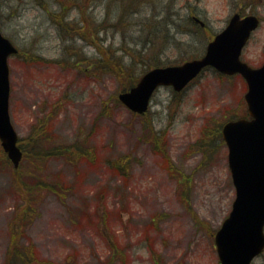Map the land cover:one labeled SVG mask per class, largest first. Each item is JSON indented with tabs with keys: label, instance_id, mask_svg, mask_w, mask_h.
Instances as JSON below:
<instances>
[{
	"label": "rangeland",
	"instance_id": "rangeland-1",
	"mask_svg": "<svg viewBox=\"0 0 264 264\" xmlns=\"http://www.w3.org/2000/svg\"><path fill=\"white\" fill-rule=\"evenodd\" d=\"M76 3L0 0L1 30L21 52L9 59L21 143L32 150L34 130L46 125L49 148L83 142L95 156L74 164L30 152L18 171L0 144V264H219L215 234L235 200L228 148L196 144L245 116L244 80L207 69L181 93L159 89L145 116L118 95L146 64L201 57L235 13L262 18L243 54L261 65L264 0H91L85 11ZM86 14L93 31L85 40L77 35ZM116 161L122 170L110 166Z\"/></svg>",
	"mask_w": 264,
	"mask_h": 264
},
{
	"label": "water",
	"instance_id": "water-1",
	"mask_svg": "<svg viewBox=\"0 0 264 264\" xmlns=\"http://www.w3.org/2000/svg\"><path fill=\"white\" fill-rule=\"evenodd\" d=\"M258 25L256 16L241 19L236 14L209 44L203 58L180 66L152 69L131 90L119 95V100L131 111L144 114L159 86L182 91L208 66L228 75L240 73L245 78L248 84L245 101L251 119L230 121L222 130L237 192L232 211L216 234L222 264H251L264 250V65L253 69L240 59L243 47ZM16 53L18 49L0 30V140L18 168L23 152L10 116L9 67V58Z\"/></svg>",
	"mask_w": 264,
	"mask_h": 264
},
{
	"label": "trees",
	"instance_id": "trees-1",
	"mask_svg": "<svg viewBox=\"0 0 264 264\" xmlns=\"http://www.w3.org/2000/svg\"><path fill=\"white\" fill-rule=\"evenodd\" d=\"M125 50H127V49H125ZM102 52L106 53V55L108 57V58H106L107 61L114 64L112 59L108 56V53L111 52L110 49L109 50L102 49ZM130 53H131V51H130ZM109 59H111V60H109ZM158 64H159L158 61H156L152 64H146V68L149 70L152 67L157 66ZM104 66H105V64H104ZM138 80L139 79H137L136 81L134 80V82L127 84L126 86H124L122 88L121 91L129 90L131 87H133L137 83ZM230 119H234V117H232ZM209 132H210V128H209ZM209 132L204 137H211V139H209V140L205 139V142H203V141L198 142L196 144V147L198 149H201L202 151L207 152V151H209V147L214 146L218 141L223 143L222 136H221V126L213 132L214 134L209 133ZM31 137H32L31 144H33L32 148H31L32 150H30V148H29V150H27L26 145L24 146V144L21 143L24 140H20L21 147L24 151L23 161L26 160V158L31 153H33L34 160H37V161H39L40 159L44 161V159H47V158L52 157V156H64V157L66 156V158H68L74 164H76V163L78 164L85 159L86 160H92L95 157L94 152L91 151L87 146H84L83 142H75L74 144H71L69 146H59V148H57V147L56 148L55 147L49 148V143L51 142V139L49 138V133H48L46 125H40L39 128L35 129L33 132V135ZM159 145H160V147L163 146V144L160 142H159ZM160 147L158 148V146L155 145V148L159 151V154H161L164 157V159L168 163V166L169 167L171 166V168H172L174 163L170 162L171 159H170L169 155H167L168 153L166 154L165 150L163 152V148H160ZM165 147H166V145H165ZM4 157L6 158V161L9 162L7 160V157L6 156H4ZM109 164H110V166H114V168H117L119 170H122L123 166H124V165L122 166L121 162H119V161H116L114 163H109ZM21 167H22V164H21ZM20 168L18 169V171L21 170ZM182 177H183V179L180 178L178 180L180 182L184 183L185 187H186V185L187 186L190 185L191 177L190 176L187 177L186 175H184V176L182 175ZM184 180H185V182H184ZM39 184L42 186L47 185V184H45V182H39ZM45 190H50L52 192L50 187H46ZM31 191L32 190H29L28 193H30Z\"/></svg>",
	"mask_w": 264,
	"mask_h": 264
},
{
	"label": "flooded vegetation",
	"instance_id": "flooded-vegetation-1",
	"mask_svg": "<svg viewBox=\"0 0 264 264\" xmlns=\"http://www.w3.org/2000/svg\"><path fill=\"white\" fill-rule=\"evenodd\" d=\"M61 1V0H60ZM91 0H82V4L80 5L79 3H76V5L75 6H73V7H75V8H77V10H79V11H85V10H88V8L90 7V4H89V2H90ZM65 3H62V2H60V6H61V8L62 9H64L65 8ZM120 16H118V22H120L122 19H123V14L122 13H120L119 14ZM86 16V21L88 22V20L90 21V16H88L87 14L85 15ZM112 19H115V17L112 15ZM192 19V21L193 22H195L197 25H199L201 28H206V24L204 23V22H201L200 20H198L197 19V17H192L191 18ZM61 20V19H60ZM261 20H262V18H261ZM83 25V24H82ZM60 26H61V24H60ZM77 29V30H76ZM76 29H71L70 30V32H73V31H80V29H85V27L83 26L82 28H76ZM92 22L90 21V23L88 24V28H86V32H83V34H79V35H77V36H80V38L82 39V38H84L85 40H86V38L85 37H83V35L85 34V35H87V34H90V35H92ZM82 31H80V33H81ZM80 40V39H79ZM81 41V40H80ZM259 260V259H258Z\"/></svg>",
	"mask_w": 264,
	"mask_h": 264
}]
</instances>
